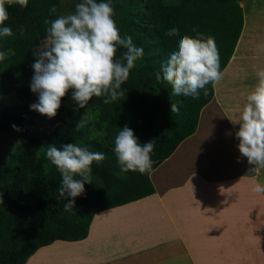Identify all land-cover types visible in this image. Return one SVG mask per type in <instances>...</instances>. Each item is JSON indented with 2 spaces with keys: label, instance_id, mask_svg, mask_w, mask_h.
Returning <instances> with one entry per match:
<instances>
[{
  "label": "trees",
  "instance_id": "1",
  "mask_svg": "<svg viewBox=\"0 0 264 264\" xmlns=\"http://www.w3.org/2000/svg\"><path fill=\"white\" fill-rule=\"evenodd\" d=\"M110 4L121 37L130 35L134 44L144 49L143 58L122 85L125 95L119 101L105 104L104 97H93L88 108H79L70 91L62 99L56 117L50 119L31 109L38 103L31 81L12 91L0 72V94L14 92L19 101L17 106L0 108V134L16 130L13 126H53L47 145L26 136V145L0 163V264H26L38 249L55 241L84 240L96 213L154 194L149 175L121 170L113 151L116 134L128 126L141 144L155 139L151 154L155 170L195 133L200 112L215 94L209 84L208 95L200 90L199 99L174 95L172 86L163 80L162 66L177 49L178 41L184 35L195 37L192 29L197 28L214 37L220 70L224 72L244 28L245 11L238 0H111ZM52 6L57 9L55 13L49 11ZM5 7L9 19L4 26L10 27L13 35L0 37V51L11 50L12 54L46 40L49 25L45 20L62 15L60 0H28L26 8L18 4ZM172 28H178L180 35L165 36ZM124 51L118 48L117 58ZM156 72H161V81L156 80ZM172 104L178 105V113H172ZM88 110L91 122L77 131V125L69 120ZM70 143L102 152L105 159L92 164V184L85 183V192L75 199V208L66 212L67 201L58 191L61 175L43 153L37 157L34 147Z\"/></svg>",
  "mask_w": 264,
  "mask_h": 264
},
{
  "label": "clouds",
  "instance_id": "2",
  "mask_svg": "<svg viewBox=\"0 0 264 264\" xmlns=\"http://www.w3.org/2000/svg\"><path fill=\"white\" fill-rule=\"evenodd\" d=\"M6 4L26 8L28 0H0V37L13 35L12 29L4 26L9 19ZM49 11L55 13L57 9L52 6ZM114 16L110 3L81 0L75 5L74 12L53 21L45 20L49 25L46 41L33 50L36 60L32 65L34 76L30 88L38 94V103L31 105L32 110L50 119L55 118L62 99L70 91L79 108H88L93 97H104L105 104L124 97L122 85L129 80L136 62L143 58L144 49L137 47L130 35L121 37ZM192 31L196 36L184 35L178 41L177 49L162 66V73L163 80L172 86L174 95L199 99L200 90H204L207 96L206 86L211 84L215 87L224 74L220 70L219 50L214 37L200 33L197 28ZM179 35L178 28L165 33L167 37ZM118 48L125 49L120 58H117ZM10 54L11 50L8 53L0 51V61ZM253 70L257 82L246 94V102L239 109L238 118L230 121L239 125L235 136L239 140L240 154L255 166L251 171L258 173L264 169V67L254 65ZM155 78L161 81V72H156ZM171 111L178 113V105L172 104ZM90 114L88 110L82 117L77 131L86 127ZM155 141L141 144L131 128L125 126L120 129L114 139L113 151L121 170L151 175ZM41 153L60 173L59 196L67 201L64 210L71 212L75 208V199L85 192V183L92 184V164L102 162L105 155L76 143L61 147L48 145L36 152L37 157ZM252 192L264 193V185L255 183Z\"/></svg>",
  "mask_w": 264,
  "mask_h": 264
},
{
  "label": "crops",
  "instance_id": "3",
  "mask_svg": "<svg viewBox=\"0 0 264 264\" xmlns=\"http://www.w3.org/2000/svg\"><path fill=\"white\" fill-rule=\"evenodd\" d=\"M254 10L244 13L248 17L244 16L242 34L223 72L230 70L231 75L221 81L222 87H214V98L200 112L195 133L149 175L154 194L96 213L84 240L55 241L38 249L26 264H198L201 258H211L214 250L233 261L244 258L246 248L239 237L244 227L210 222L211 211L227 198L221 194L235 185L224 182L229 161L221 160V144L212 138L220 136L221 130L214 131L211 123L219 108L228 116L234 101L246 102V94L257 82L253 66L264 67V30H260L264 18L255 16ZM194 222L198 225L193 229Z\"/></svg>",
  "mask_w": 264,
  "mask_h": 264
},
{
  "label": "rangeland",
  "instance_id": "4",
  "mask_svg": "<svg viewBox=\"0 0 264 264\" xmlns=\"http://www.w3.org/2000/svg\"><path fill=\"white\" fill-rule=\"evenodd\" d=\"M123 1L125 0H120V2ZM80 2L81 0H60L62 7L61 16L74 12L75 5ZM97 2L110 3L111 0H97ZM238 2L243 12L245 11L247 15L248 12L255 7V10L252 11L254 15L257 17L262 16L264 18V0H238ZM247 15L245 17H248ZM260 26V30H264V22ZM262 38L264 40V36H262ZM45 41L46 40L38 42L21 53L12 54L11 56L7 55L4 61H0V72L5 76L12 91L16 87L32 80L34 76L32 65L36 60L33 50L43 45ZM235 65L236 63L234 64V67ZM230 75V70H228L222 79V83L223 80ZM234 102L235 104L232 106V115L226 116L219 108L217 115L211 123V128L214 131L217 130L218 132V130H221V134H218L220 136L212 137L213 140L215 138L216 142L221 144V147L218 148L222 154V157L220 156L221 160H223V163L229 161L228 165H225V173H228V180H224V182L235 185L232 190L228 188L226 192L221 194L222 197L225 195L227 198L221 206H216L214 211H211L214 215L212 219H210V222L216 226L228 225L236 227L242 225L244 227V233L240 234L239 237L243 239V246L246 248V252H243L242 256L244 258L242 260L237 258L233 261L231 259L232 257L222 256L220 251L214 250L211 258H201V260L196 261L198 264L201 262L203 264H232L233 262V264H264V193L255 194L252 192V187L255 183L264 185V169H261L258 173L252 172L251 169L255 166L250 165L247 158L243 157L239 152V140L235 136V133L239 130V125H233L230 119L236 120L238 118L239 109L243 107L245 100L243 98H238V100ZM18 104L19 101L16 99L14 92L5 95L0 94V108L13 107ZM86 113L87 112H84L78 117L71 118L69 121L78 125ZM91 120L92 118L90 115L88 124ZM88 124L86 126H88ZM52 130L53 126L44 125L41 127L31 126L21 128L19 131L14 130L0 134V163L6 162L10 154L14 153L19 147L26 145V136L34 137L40 141L41 145H47ZM92 131L94 132L93 129ZM221 136H223L222 143L219 140ZM41 148V146L35 145L34 150H39ZM238 160L240 162H237ZM217 174L218 173H214L213 175ZM239 197H241V202L238 201ZM139 205L140 204L132 206V208L138 207ZM205 214H208V211L205 212ZM208 221L206 224L209 223ZM196 222L199 224V220ZM196 222L192 225L193 229L198 225ZM202 224L206 225L204 223H201V225ZM211 241L215 242V239ZM214 245L216 244L214 243ZM253 251L255 252L254 255H252ZM181 264L186 263L181 261Z\"/></svg>",
  "mask_w": 264,
  "mask_h": 264
},
{
  "label": "bare ground",
  "instance_id": "5",
  "mask_svg": "<svg viewBox=\"0 0 264 264\" xmlns=\"http://www.w3.org/2000/svg\"><path fill=\"white\" fill-rule=\"evenodd\" d=\"M244 39H245V37H244ZM243 39V40H244ZM239 53V52H238ZM233 64L232 65H234L235 63H236V59L234 60V62H232ZM217 87H222V85H221V83H219L218 85H217ZM221 89V88H220Z\"/></svg>",
  "mask_w": 264,
  "mask_h": 264
},
{
  "label": "water",
  "instance_id": "6",
  "mask_svg": "<svg viewBox=\"0 0 264 264\" xmlns=\"http://www.w3.org/2000/svg\"><path fill=\"white\" fill-rule=\"evenodd\" d=\"M230 61V60H229ZM226 68V67H225Z\"/></svg>",
  "mask_w": 264,
  "mask_h": 264
}]
</instances>
